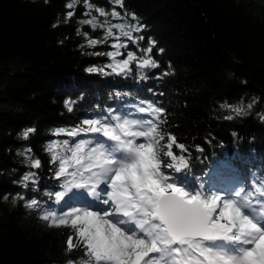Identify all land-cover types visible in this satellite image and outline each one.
Returning a JSON list of instances; mask_svg holds the SVG:
<instances>
[{
	"label": "trees",
	"instance_id": "trees-1",
	"mask_svg": "<svg viewBox=\"0 0 264 264\" xmlns=\"http://www.w3.org/2000/svg\"><path fill=\"white\" fill-rule=\"evenodd\" d=\"M64 2L0 0V196L20 191L12 181H19L26 170L17 156L22 144L32 146L43 164L40 175L47 177L44 149L53 139L50 129L76 124L93 109H131L145 98L165 108L161 130L192 150L194 173L234 162L264 183V122L256 115L264 114V0H125L127 10L147 26L142 46L151 36L164 49L161 55L154 49L161 69L152 73L169 62L174 70L147 82L139 80L135 65L128 78L88 73L87 68L104 66L110 58L83 53L112 51L115 39L82 50L78 46L85 40L76 29L83 9L69 23L53 27L58 15L63 16ZM93 2L109 7L108 0ZM81 27L92 38L103 37L101 29ZM127 50L136 49L129 44ZM121 52L126 55L125 49ZM149 88L157 92L155 97ZM242 97L262 99L251 115L225 119L234 113L220 105L240 106ZM66 99L78 101L72 113L65 108ZM27 127L36 133L29 141L19 140ZM197 146L203 154L195 151ZM261 183L253 182V192ZM68 233L67 227L49 226L23 201L0 198V264H66ZM80 256L79 251L72 254L73 259Z\"/></svg>",
	"mask_w": 264,
	"mask_h": 264
},
{
	"label": "snow or ice",
	"instance_id": "snow-or-ice-1",
	"mask_svg": "<svg viewBox=\"0 0 264 264\" xmlns=\"http://www.w3.org/2000/svg\"><path fill=\"white\" fill-rule=\"evenodd\" d=\"M108 5L65 0L63 16L53 24H67L83 9L76 34L85 43L78 47L95 49L114 37L112 51L83 53L110 58L106 65L86 71L128 78L135 65L144 82L174 74L170 62L152 73L161 69L153 51L161 55L164 49L151 36L142 46L147 26L127 10L125 0H108ZM84 25L103 30V37L92 38L82 31ZM129 44L136 50H127ZM147 91L157 95L152 88ZM261 99L242 97L240 106L225 102L220 107L234 113L225 119L244 118ZM77 103L66 99V110L72 113ZM164 114L158 101L145 98L131 109H93L76 124L50 129L53 139L44 149L49 175H40L41 159L31 145L22 144L17 156L26 170L19 181H12L20 191L4 192L0 198L21 200L49 226L67 227L66 264H264L261 177L234 162L194 173L192 150L161 130ZM256 115L264 122V114ZM36 131L27 127L18 139L29 141ZM62 136L67 138L58 139ZM195 151L203 154L204 149L197 146ZM195 159L202 162L201 157ZM253 182L261 183L254 192ZM77 251L81 256L73 259Z\"/></svg>",
	"mask_w": 264,
	"mask_h": 264
},
{
	"label": "rangeland",
	"instance_id": "rangeland-1",
	"mask_svg": "<svg viewBox=\"0 0 264 264\" xmlns=\"http://www.w3.org/2000/svg\"><path fill=\"white\" fill-rule=\"evenodd\" d=\"M104 34V33H103Z\"/></svg>",
	"mask_w": 264,
	"mask_h": 264
}]
</instances>
